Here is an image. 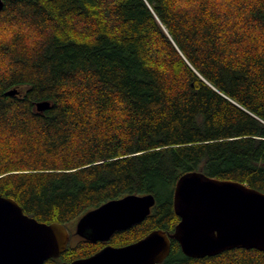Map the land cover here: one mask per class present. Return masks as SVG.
<instances>
[{"label": "trees", "instance_id": "16d2710c", "mask_svg": "<svg viewBox=\"0 0 264 264\" xmlns=\"http://www.w3.org/2000/svg\"><path fill=\"white\" fill-rule=\"evenodd\" d=\"M191 172L264 193V0H4L0 194L71 240L109 201L156 199L142 223L46 264L174 233ZM162 264H264V251L190 258L172 240Z\"/></svg>", "mask_w": 264, "mask_h": 264}, {"label": "water", "instance_id": "95a60500", "mask_svg": "<svg viewBox=\"0 0 264 264\" xmlns=\"http://www.w3.org/2000/svg\"><path fill=\"white\" fill-rule=\"evenodd\" d=\"M3 8L4 0H0ZM36 107L45 112L51 103ZM155 204L153 195L109 201L85 214L74 234L95 243L109 242L115 233L142 223ZM174 209L180 222L172 234L154 230L133 244L108 245L91 257L63 264H162L171 254L172 240L190 258L212 257L236 248L264 251L263 192L191 172L176 184ZM70 239L65 225L39 222L14 199L0 194V264H46L66 252Z\"/></svg>", "mask_w": 264, "mask_h": 264}, {"label": "rangeland", "instance_id": "374dc122", "mask_svg": "<svg viewBox=\"0 0 264 264\" xmlns=\"http://www.w3.org/2000/svg\"><path fill=\"white\" fill-rule=\"evenodd\" d=\"M75 230H76V229H75ZM77 241H78V239H77V237H75V238H73V239L71 240V244H75Z\"/></svg>", "mask_w": 264, "mask_h": 264}, {"label": "flooded vegetation", "instance_id": "af4514ba", "mask_svg": "<svg viewBox=\"0 0 264 264\" xmlns=\"http://www.w3.org/2000/svg\"><path fill=\"white\" fill-rule=\"evenodd\" d=\"M77 237H79V236H77ZM81 238V237H80ZM71 240V239H70ZM98 243V242H97ZM101 243H103V242H101ZM105 243V242H104Z\"/></svg>", "mask_w": 264, "mask_h": 264}]
</instances>
